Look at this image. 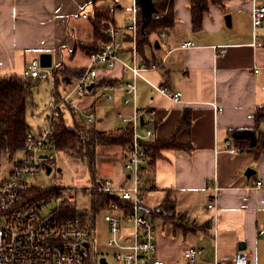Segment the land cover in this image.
<instances>
[{"label":"crops","instance_id":"obj_1","mask_svg":"<svg viewBox=\"0 0 264 264\" xmlns=\"http://www.w3.org/2000/svg\"><path fill=\"white\" fill-rule=\"evenodd\" d=\"M133 3L134 0H0V77L21 76L29 61L39 60L42 53L51 55V66L46 67L50 70L58 66L70 71L85 68L88 54L80 45L91 43L96 34L91 23L94 12L114 7V23L122 27L130 18L124 16V11L130 6L131 14ZM257 4H264V0L209 1L201 27L195 31L189 1L172 0L173 25L151 33L152 46L140 56L158 65L143 73L145 79H136V107L141 112L155 110L150 140L174 137L178 144L188 147L161 150L147 175V188L143 186L147 214L169 196L175 213L196 227L182 234L160 220L153 223L156 256L166 264H181L186 246L203 248L201 262L217 258L232 264L240 243L250 264H264V237L257 234L264 219V202H260L264 200V189L253 188L256 180L264 178V153L255 156L245 149L231 154L223 144L229 140L230 131L252 130L256 108L264 104V20L255 34L251 21ZM226 15L230 17L229 26ZM183 41H191L193 46L179 48ZM256 41L261 44H254ZM220 48L225 52L219 53ZM97 73L100 83L131 80L129 74H122L120 65L98 66ZM152 85L180 91V102L166 99ZM123 97L118 93L112 102L83 98L79 102L81 110L94 117L89 127L96 128V123H103L109 115L113 117L108 120L115 122L118 113L131 114L132 105H124ZM213 103L222 111H215ZM185 112L190 124L178 129ZM75 119L85 125L77 116ZM121 127L119 122L118 127L108 131ZM122 153V146H98L95 177L123 184L126 174ZM248 169L250 174L246 175ZM213 185L219 188V195L216 208L208 209L207 188Z\"/></svg>","mask_w":264,"mask_h":264},{"label":"built area","instance_id":"obj_2","mask_svg":"<svg viewBox=\"0 0 264 264\" xmlns=\"http://www.w3.org/2000/svg\"><path fill=\"white\" fill-rule=\"evenodd\" d=\"M114 12V7L107 9L108 17L99 21L107 41L88 54L87 66L66 91L57 99L51 95L43 124L35 131L26 132L22 157L0 179V264H103L101 260L106 264H166L156 256V231L143 205L142 196L144 170L152 161L147 154L146 143L151 141L153 134L151 125L155 120V110L141 112L135 105L136 79H145L143 73L157 69L158 65L140 59L137 48L140 9L135 0L130 18L123 27H117L114 23ZM82 17L87 18V15L82 14ZM160 17L157 12L151 18ZM251 18L255 34L264 20V4H257L253 8ZM254 44L261 43L256 41ZM192 46L191 41L178 45L184 49ZM218 52L225 51L220 48ZM115 65H120L122 74H129L131 80L100 83L98 66L112 68ZM21 76L46 78L52 83L51 70L42 67L38 59L30 60ZM90 85L92 88L88 89ZM152 87L173 103L181 100L180 91H171L166 86ZM118 93H123L124 105H132L131 114H117L120 123L129 126L131 132L130 141L123 148L125 182L116 185L111 179L95 177L89 185H77L75 182L64 184L59 161L61 152L54 138L59 117L63 111H68L74 116L81 114L87 123H92L93 114L83 112L79 102L88 96L112 102ZM212 105L218 113L222 111L215 103ZM32 118L36 116L32 115ZM140 131L143 133L140 134ZM223 144L228 153L242 151L229 140ZM63 162L65 164L67 161ZM253 188L264 189V178L256 180ZM207 189V208L215 209L219 188L213 185ZM93 193L117 197L122 202L118 204L112 201L97 214L105 212V245L112 249L110 258L98 248L97 215L93 214L91 208ZM50 203H54V207H49ZM72 207L76 209L75 214L67 218L66 212ZM257 234L264 237V219L257 227ZM203 253L201 247L186 246L180 258L181 264H228L217 258L212 262H201ZM232 264H250L248 253L244 249L238 250Z\"/></svg>","mask_w":264,"mask_h":264},{"label":"trees","instance_id":"obj_3","mask_svg":"<svg viewBox=\"0 0 264 264\" xmlns=\"http://www.w3.org/2000/svg\"><path fill=\"white\" fill-rule=\"evenodd\" d=\"M191 7L192 26L195 31L201 27L202 15L208 9V2L218 3L219 0H188ZM155 7L161 15L159 19L151 18L150 22L144 29V33L140 31L137 40V48L139 49L140 56L143 55L145 48L152 46L149 41L151 33L160 32L173 25V11L172 0H155ZM108 17L107 9L95 11L91 17V23L95 30L93 41L89 44H81V50L89 54L98 50L102 42L107 41L104 36L99 21L102 18ZM141 21V15L139 14ZM77 46V44H75ZM62 66L55 67L51 70L52 86L51 95L58 98L61 93L66 91L74 78L80 76L85 68L77 71H70ZM37 79H29L17 75H9L0 77V155L12 158L18 151L24 147V137L29 127L26 122V110L28 105V98L31 89L35 86ZM63 87L59 92V88ZM190 124L188 113L185 112L181 116L178 129L187 127ZM263 128L261 129V127ZM177 130V129H176ZM252 131L255 134L256 142L253 146L249 144L248 139H235L232 137L233 131H230L229 140L235 147L242 150L248 149L255 156L264 153V104L258 106L254 115V128ZM129 126L123 127L115 131H102L94 127L80 125L74 119L73 122L68 123L65 120L64 113L59 117L54 138L56 147L60 151L66 152L69 157L83 160L88 167L90 181L95 179V158L96 148L98 146L119 145L125 146L130 141ZM147 154L151 157L152 161L150 166L144 170L145 178L143 181L144 189L147 188L148 181L147 175L150 173L151 166L154 161L159 157V153L164 149H188L183 147L175 141L174 137L168 140L149 141L146 143ZM143 191V187H142ZM114 201L121 204L120 198L111 197L104 194H91V208L94 215H97L102 209H105L109 204ZM76 209L69 208L66 212L67 218H72ZM149 218L154 223L160 220L164 225H170L173 232H181L182 234L193 232L196 230L195 225L188 223L184 216L177 215L174 211L173 202L167 196L156 208L149 210Z\"/></svg>","mask_w":264,"mask_h":264},{"label":"rangeland","instance_id":"obj_4","mask_svg":"<svg viewBox=\"0 0 264 264\" xmlns=\"http://www.w3.org/2000/svg\"><path fill=\"white\" fill-rule=\"evenodd\" d=\"M129 8L130 6H127L124 11V16L126 15L128 18L130 15ZM120 25H117V27H121ZM149 38L151 39L152 36L150 35ZM62 89L63 87H60L59 92H61ZM50 97H51L50 80L44 79V80L37 81L35 86L31 89V93L28 98L27 110H26V122L29 127V130L35 131L38 126L43 124L44 117L48 113L47 103ZM100 105L105 107L106 111L109 110L108 107L104 103H100ZM63 112H64V117H65L66 122L71 123L74 121L73 117L70 115L69 112H66V111H63ZM98 114L99 116L101 115V113H98ZM32 115H35L36 118H32ZM76 116L78 120L82 121V123H84L85 125L87 126L93 125V122L87 123L85 120H83L79 116L78 113L76 114ZM110 117H113V115H109V118L107 119L103 118V120L104 119L105 120L101 124L97 122L95 125L96 129L108 131L110 129L118 127L120 120L117 119L115 122L114 121L111 122L110 120H108V119H111ZM79 123L80 125H82L81 122ZM139 133L142 134V131H140ZM110 146H119V145H110ZM122 148L124 147L122 146ZM60 152L61 153L59 155V161H60V167L62 170V182L68 185H71L74 182L77 185H89L90 183V177H89V172H88L89 170H88L87 165L84 163V161L80 159H76V158H71L64 151H60ZM21 157H22L21 151H18L10 159L7 156L0 155V179L8 174V172L10 171L12 167V164ZM63 161H67V162L64 164ZM95 166H96L95 169L99 167V162L97 161V158H96ZM124 174H126V172ZM86 204H88V202H86ZM49 207H54V203H50ZM104 215H105V212H101L99 215L95 217L97 243H98L99 250L104 252V254L110 258L112 249L107 248L105 245V240L107 238V229H106V222L104 221Z\"/></svg>","mask_w":264,"mask_h":264},{"label":"water","instance_id":"obj_5","mask_svg":"<svg viewBox=\"0 0 264 264\" xmlns=\"http://www.w3.org/2000/svg\"><path fill=\"white\" fill-rule=\"evenodd\" d=\"M136 3L139 6L140 9V15H141V25H140V31L144 33L145 27L148 25V23L151 20L152 14L157 13V9L155 7V4L152 0H136ZM226 25H230V17L229 15L225 16ZM39 62L42 67H50L51 66V55L42 53L39 55ZM92 85L88 87V89H91ZM141 124L143 123L142 119H140ZM232 137L235 139H248L249 144L253 146L256 142L255 134L252 130L244 129V130H236L232 133ZM49 172V170H47ZM250 174V169L246 171V175ZM244 248V245L242 243L239 244V249ZM103 264L104 260H101Z\"/></svg>","mask_w":264,"mask_h":264}]
</instances>
